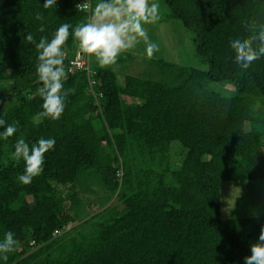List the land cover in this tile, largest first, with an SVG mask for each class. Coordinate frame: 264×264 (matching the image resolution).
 <instances>
[{
  "label": "trees",
  "instance_id": "obj_1",
  "mask_svg": "<svg viewBox=\"0 0 264 264\" xmlns=\"http://www.w3.org/2000/svg\"><path fill=\"white\" fill-rule=\"evenodd\" d=\"M164 1L194 32L206 70L159 58L146 61L158 78L120 76L82 54L88 75L70 69L77 49L70 34L64 88L75 91L61 119L33 123L42 85L37 49L25 37L38 43L63 23L74 29L93 3L57 0L45 9L44 0H0V116L17 126L0 138V240L12 231L19 242L0 264H244L251 255L264 209L250 205V214L238 209L222 221L220 199L222 181L264 184V57L241 70L230 47L249 35L245 21L264 23V0ZM214 82L234 89L224 95ZM21 136L29 146L56 141L30 185L18 182L25 162L11 155ZM93 184L102 194L91 202L83 193Z\"/></svg>",
  "mask_w": 264,
  "mask_h": 264
},
{
  "label": "clouds",
  "instance_id": "obj_2",
  "mask_svg": "<svg viewBox=\"0 0 264 264\" xmlns=\"http://www.w3.org/2000/svg\"><path fill=\"white\" fill-rule=\"evenodd\" d=\"M57 0H44V8L55 7ZM80 4L77 5L79 9ZM159 3H149V0H100L92 9L86 21L78 23L74 29L69 23L61 24L53 33L52 39L42 36L37 43L29 33L25 37L35 45L38 52L36 75L41 83L37 94L43 103L42 111L38 112L33 123L43 119L58 121L66 107L69 93L75 89H65L64 81L68 76L64 66L63 51L70 34L77 44V58L82 54L95 57L101 69H107L117 64L122 53L133 49L141 41L145 44L147 58L151 59L159 51V45L152 42L144 25L154 24L161 17ZM36 20L43 21L42 13L37 12ZM249 35L230 40V47L235 53L234 63L241 70H247L251 65L264 57V23L244 22ZM70 29H73L70 33ZM45 31L43 23L39 29ZM0 138L8 140L17 132L16 123L6 124L0 116ZM54 138H40L31 146L21 136L14 144L12 159L25 162L24 171L17 179L22 185H30L44 171L45 155L55 147ZM18 240L12 231H7L0 240V259L7 262L10 253L18 250ZM244 264H264V228H261L258 242L251 245V255L244 258Z\"/></svg>",
  "mask_w": 264,
  "mask_h": 264
},
{
  "label": "rangeland",
  "instance_id": "obj_3",
  "mask_svg": "<svg viewBox=\"0 0 264 264\" xmlns=\"http://www.w3.org/2000/svg\"><path fill=\"white\" fill-rule=\"evenodd\" d=\"M100 2V0H92L93 6ZM159 3L160 19L154 24L144 25L149 39L159 45V51L155 52L151 59H163L165 61L187 67H195L206 70L208 68V62L206 58L197 50V43L195 41L194 32L183 25L182 21L176 16L172 15L170 7L164 0H149V3ZM77 52V49H76ZM76 55V53H75ZM83 57V55H81ZM86 57V56H85ZM123 58V60L121 59ZM123 62L116 64L114 69L120 72V76L126 73L130 75H142L144 77H155L154 69L156 67L146 64L150 61L146 56L145 44L141 41L133 49L122 53L118 58ZM146 69V72L143 73ZM123 73V74H122ZM211 86L221 92L222 94H229L233 91V86L229 83H217L214 82ZM127 99V98H126ZM131 99H127L129 102ZM264 142V136L262 137ZM93 191H84V197L91 202L98 199L102 192L97 184L90 186ZM59 193L64 195L66 188L58 186ZM244 202H246L244 204ZM116 204V199L113 198L109 203ZM107 204V205H108ZM250 205L253 212L260 213L264 209V184L262 182L253 181H222L221 182V199H220V215L221 220L224 221L227 218L234 216L239 209V216H246L250 209ZM100 208V205H94ZM93 213L99 211V209H92ZM238 213V212H237ZM75 225L72 223L71 227Z\"/></svg>",
  "mask_w": 264,
  "mask_h": 264
},
{
  "label": "built area",
  "instance_id": "obj_4",
  "mask_svg": "<svg viewBox=\"0 0 264 264\" xmlns=\"http://www.w3.org/2000/svg\"><path fill=\"white\" fill-rule=\"evenodd\" d=\"M89 7V2L88 3H85L83 5V8H88ZM69 65H70V69L71 68H77V69H84L86 70L87 74L90 75L92 73H94L93 70H91L90 66H89V63H88V60H87V57H82L80 56L79 58H77V55H75V57L73 59H71L69 61ZM94 83V79H89V84L90 86ZM60 231L59 230H55L53 232L54 235L56 234H59Z\"/></svg>",
  "mask_w": 264,
  "mask_h": 264
}]
</instances>
